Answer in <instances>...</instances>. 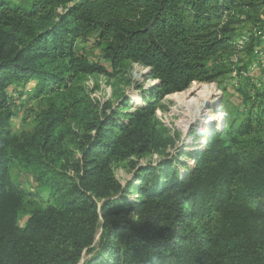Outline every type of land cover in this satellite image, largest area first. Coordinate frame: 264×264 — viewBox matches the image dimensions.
<instances>
[{
	"label": "trees",
	"instance_id": "trees-1",
	"mask_svg": "<svg viewBox=\"0 0 264 264\" xmlns=\"http://www.w3.org/2000/svg\"><path fill=\"white\" fill-rule=\"evenodd\" d=\"M240 21L264 31V0H0V264H264V170L243 171L236 136L226 130L206 136L185 173L160 170L152 193L161 200L140 206L150 219L134 222L120 206L103 214L95 257L83 263L97 229L86 195H95L92 185L62 209L31 208L19 226L23 195L9 176L18 154L34 162L57 153L53 129L70 112L52 105L39 132L14 135V96L26 83L43 93L128 63L148 67L157 81L151 100L128 114L123 131L102 138L115 157L144 153L155 142L150 121L159 99L231 67L221 59L237 51ZM256 41L249 36L239 60L256 55ZM85 43L101 51L106 66L88 60ZM237 92L245 114L236 133L246 136L264 123V87Z\"/></svg>",
	"mask_w": 264,
	"mask_h": 264
},
{
	"label": "rangeland",
	"instance_id": "rangeland-1",
	"mask_svg": "<svg viewBox=\"0 0 264 264\" xmlns=\"http://www.w3.org/2000/svg\"><path fill=\"white\" fill-rule=\"evenodd\" d=\"M249 25V22L240 21L235 27L241 33L249 30L251 36L258 39L257 54L249 61L247 53L244 54L233 68L229 67L227 72L211 81H195L211 83L218 90V98L212 103L197 100V109L192 105L187 109L173 99L175 93L159 99L150 121L155 142L151 148H145L144 153L115 157L102 138L105 140L110 134L116 136L123 124L128 123V114L151 100L150 88L157 81L151 78L148 67L128 63L116 72L109 70L107 74L67 79L66 88L49 86L43 93L33 90L35 81L24 87L32 89L31 92L19 89L20 95L14 96L19 97L14 107L16 114L10 120L14 135L39 132V118L52 105L60 104L70 112L53 129L58 138L55 155L43 157L39 160L43 163H39L38 160L27 162L18 154L11 162L10 179L23 195V210L17 224L24 226L31 208L53 206L62 209L79 196L83 186L92 185L95 195L91 192L86 195L91 196L95 204L97 229L93 243L82 252L80 262L83 263L95 257L104 225L102 215L109 216L120 206L134 222H141L145 217L150 219L146 216L148 209L142 214L140 206L144 202L153 206L159 199L152 190L154 182L161 179L157 176L160 170L171 166L178 175L185 173L193 164L195 151L204 147L206 136L211 132L226 130L236 136L245 173L264 170V123L246 136L236 133L245 114L237 88L243 86L251 91L253 87H264V33L260 38L258 31ZM85 44L88 60L106 66L101 51L90 43ZM192 84L178 93L187 92ZM136 97L142 99L140 104L136 103ZM213 113L220 114L219 124L207 130L202 121ZM185 122L188 124L184 127ZM150 167L153 170L148 171ZM229 262L221 259L222 264H232Z\"/></svg>",
	"mask_w": 264,
	"mask_h": 264
},
{
	"label": "bare ground",
	"instance_id": "bare-ground-1",
	"mask_svg": "<svg viewBox=\"0 0 264 264\" xmlns=\"http://www.w3.org/2000/svg\"><path fill=\"white\" fill-rule=\"evenodd\" d=\"M183 92V91H182ZM218 90L213 86L211 83H195L193 82L192 87L190 90L184 93H175L172 95L173 99L177 102L179 106L185 108H191V105L197 109V100L206 101V102H214L218 98ZM194 95H196L194 97ZM136 103L140 104L142 99L140 97L135 98ZM213 111V110H212ZM209 112V110L207 111ZM220 121V114L213 113L207 117V120L204 122L207 125V130H210L211 127H215L219 124ZM188 124L185 122L183 125L184 127ZM97 236V235H96Z\"/></svg>",
	"mask_w": 264,
	"mask_h": 264
},
{
	"label": "built area",
	"instance_id": "built-area-1",
	"mask_svg": "<svg viewBox=\"0 0 264 264\" xmlns=\"http://www.w3.org/2000/svg\"><path fill=\"white\" fill-rule=\"evenodd\" d=\"M224 17H225V19H227L228 13H225ZM240 18H241V16H240ZM253 30H255V29L253 28ZM263 33H264V31H258L257 32L258 35H261L260 38H263ZM250 35H251V33L249 30L242 32L241 35L239 36V38L237 39V46H236L237 51L232 56L222 57L221 62L226 63V64L229 63L228 65H231V67L233 68L235 66V64L238 62V60L240 59V53L242 51V47L245 44V42L248 41ZM257 51H258V49L254 48V52L256 54H257ZM214 63L218 64L219 61H215ZM245 76H246V74H245Z\"/></svg>",
	"mask_w": 264,
	"mask_h": 264
},
{
	"label": "crops",
	"instance_id": "crops-1",
	"mask_svg": "<svg viewBox=\"0 0 264 264\" xmlns=\"http://www.w3.org/2000/svg\"><path fill=\"white\" fill-rule=\"evenodd\" d=\"M29 83V82H28Z\"/></svg>",
	"mask_w": 264,
	"mask_h": 264
}]
</instances>
